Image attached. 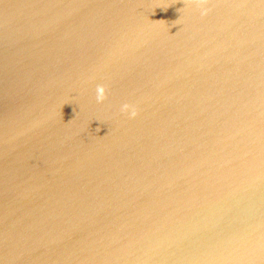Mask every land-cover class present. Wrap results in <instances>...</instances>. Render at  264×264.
<instances>
[{
    "label": "water",
    "instance_id": "1",
    "mask_svg": "<svg viewBox=\"0 0 264 264\" xmlns=\"http://www.w3.org/2000/svg\"><path fill=\"white\" fill-rule=\"evenodd\" d=\"M184 3L0 0V264H264V0Z\"/></svg>",
    "mask_w": 264,
    "mask_h": 264
},
{
    "label": "clouds",
    "instance_id": "2",
    "mask_svg": "<svg viewBox=\"0 0 264 264\" xmlns=\"http://www.w3.org/2000/svg\"><path fill=\"white\" fill-rule=\"evenodd\" d=\"M210 2V0H186L187 4L196 5V7L200 10L201 16H207L208 10L205 8V5H207ZM186 3L185 6H186ZM107 99V87L105 85H97L96 87V101L98 103H103ZM121 112L128 114L130 119H135L139 112L138 109L130 104V103H124L121 106ZM99 131V129H97Z\"/></svg>",
    "mask_w": 264,
    "mask_h": 264
}]
</instances>
